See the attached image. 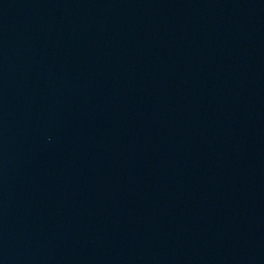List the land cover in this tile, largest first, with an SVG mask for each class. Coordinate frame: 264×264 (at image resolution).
Returning <instances> with one entry per match:
<instances>
[{
  "label": "water",
  "instance_id": "1",
  "mask_svg": "<svg viewBox=\"0 0 264 264\" xmlns=\"http://www.w3.org/2000/svg\"><path fill=\"white\" fill-rule=\"evenodd\" d=\"M0 264H264V0H0Z\"/></svg>",
  "mask_w": 264,
  "mask_h": 264
}]
</instances>
